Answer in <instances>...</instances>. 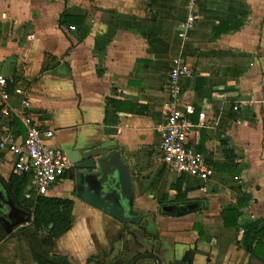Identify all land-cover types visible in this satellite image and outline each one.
I'll use <instances>...</instances> for the list:
<instances>
[{
	"label": "crops",
	"instance_id": "0c3cea01",
	"mask_svg": "<svg viewBox=\"0 0 264 264\" xmlns=\"http://www.w3.org/2000/svg\"><path fill=\"white\" fill-rule=\"evenodd\" d=\"M194 9L193 26L179 36L185 0H0V73L9 79L0 127L22 136L18 114L27 111L68 157L70 167L44 194L72 200L70 228L49 248L67 264H129L148 251L162 264H264L244 245L248 224L264 226V0H195ZM175 56L189 70L182 79L183 99L194 107L188 142L214 169L207 180L173 173L156 155ZM3 105L14 114H1ZM105 150L119 151L129 167L139 224L74 193L72 164ZM13 160L0 150L6 187ZM145 196L157 199L149 216L136 203ZM179 200L204 206L180 216L157 212L159 203ZM140 225L144 234L133 229ZM0 264H37L23 234L0 238Z\"/></svg>",
	"mask_w": 264,
	"mask_h": 264
},
{
	"label": "built area",
	"instance_id": "2783aa9c",
	"mask_svg": "<svg viewBox=\"0 0 264 264\" xmlns=\"http://www.w3.org/2000/svg\"><path fill=\"white\" fill-rule=\"evenodd\" d=\"M187 14L180 24L179 36L193 26L196 20L195 0H185ZM189 70L180 56L171 59L165 84L163 118L156 123L158 134L159 162L165 169L178 175H193L207 180L214 172L206 163L204 155L188 142L194 123V107L183 99L182 79ZM8 77L0 73V94L5 91ZM24 107L27 101L22 100ZM1 114L11 116L12 109L3 105ZM23 124V135H15L0 127V150L14 157L12 171L16 175H27L26 193L33 196L44 195L70 167L66 154L59 148L49 145L46 140L53 136L51 129L37 125L25 111L19 115ZM205 114L198 113V125L204 124Z\"/></svg>",
	"mask_w": 264,
	"mask_h": 264
},
{
	"label": "water",
	"instance_id": "95a60500",
	"mask_svg": "<svg viewBox=\"0 0 264 264\" xmlns=\"http://www.w3.org/2000/svg\"><path fill=\"white\" fill-rule=\"evenodd\" d=\"M74 193L76 197L95 206L101 211L127 224H139L143 220V212L134 207L133 188L128 165L122 159L119 151H98L95 156H89L72 164ZM203 200L165 201L158 204L157 212L162 215L180 216L203 208ZM29 214L16 205L11 198L4 181L0 178V226L8 235L16 233L26 235V241L31 245L35 254L56 261L49 257L34 241L25 225L28 224ZM15 227H23L14 231ZM16 232V233H15ZM143 257L155 258L162 264L159 256L153 251L135 255L129 264ZM122 264L117 258L111 263ZM174 264H187L175 262Z\"/></svg>",
	"mask_w": 264,
	"mask_h": 264
},
{
	"label": "trees",
	"instance_id": "16d2710c",
	"mask_svg": "<svg viewBox=\"0 0 264 264\" xmlns=\"http://www.w3.org/2000/svg\"><path fill=\"white\" fill-rule=\"evenodd\" d=\"M28 182L27 175H11L7 182L8 192L17 206L23 208L29 214V224L24 227L32 235L34 241L42 248L44 253L49 257H55L56 261H50L34 253L30 247V252L37 264H67L65 258L52 255L49 248L53 245L54 240L62 235L71 225L72 200L69 198L52 197L46 195H24L22 194ZM230 209L223 210L224 224L229 225ZM236 216V213L233 214ZM248 235L246 236L245 248L254 256L264 262V226L257 227L253 222L247 225ZM20 230L23 227L18 228ZM39 232L43 235L40 237ZM26 239L25 233H23ZM7 237L6 232L0 226V238ZM251 239H256L254 244L250 243ZM188 255L184 261L189 263Z\"/></svg>",
	"mask_w": 264,
	"mask_h": 264
},
{
	"label": "rangeland",
	"instance_id": "374dc122",
	"mask_svg": "<svg viewBox=\"0 0 264 264\" xmlns=\"http://www.w3.org/2000/svg\"><path fill=\"white\" fill-rule=\"evenodd\" d=\"M156 155H158V157H159V153L157 152L156 153ZM59 179H61V177L60 178H58L57 180H56V182L59 180ZM55 182V183H56ZM54 184V183H53ZM155 200H157V199H155L154 198V196L153 197H146L145 196V198H142V199H138V200H136V203H137V205L138 206H140V208H142V210H144V212H147V216H149V213H150V210H152L153 208H155L154 207V205L156 206V204H155ZM155 201V202H154ZM157 202H159V200L157 201ZM152 208V209H151ZM139 230H138V229ZM134 231H139V232H142L143 234H144V232H145V226L144 225H140V226H135L134 228Z\"/></svg>",
	"mask_w": 264,
	"mask_h": 264
}]
</instances>
